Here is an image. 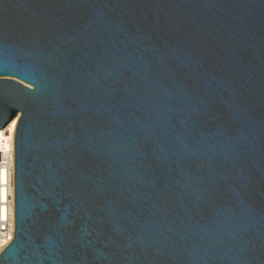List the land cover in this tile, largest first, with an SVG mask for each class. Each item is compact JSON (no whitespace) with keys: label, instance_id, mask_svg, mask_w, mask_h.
I'll use <instances>...</instances> for the list:
<instances>
[{"label":"water","instance_id":"1","mask_svg":"<svg viewBox=\"0 0 264 264\" xmlns=\"http://www.w3.org/2000/svg\"><path fill=\"white\" fill-rule=\"evenodd\" d=\"M16 118L0 264H264V0H0Z\"/></svg>","mask_w":264,"mask_h":264},{"label":"built area","instance_id":"2","mask_svg":"<svg viewBox=\"0 0 264 264\" xmlns=\"http://www.w3.org/2000/svg\"><path fill=\"white\" fill-rule=\"evenodd\" d=\"M15 235L14 163L0 158V255Z\"/></svg>","mask_w":264,"mask_h":264},{"label":"bare ground","instance_id":"3","mask_svg":"<svg viewBox=\"0 0 264 264\" xmlns=\"http://www.w3.org/2000/svg\"><path fill=\"white\" fill-rule=\"evenodd\" d=\"M18 124L16 118L6 129L0 131V158L14 163V140Z\"/></svg>","mask_w":264,"mask_h":264}]
</instances>
